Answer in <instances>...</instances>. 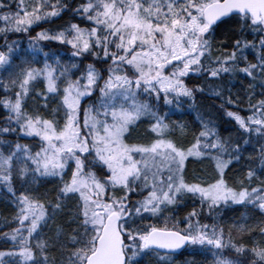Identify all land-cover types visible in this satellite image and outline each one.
Wrapping results in <instances>:
<instances>
[{"label":"snow or ice","instance_id":"obj_1","mask_svg":"<svg viewBox=\"0 0 264 264\" xmlns=\"http://www.w3.org/2000/svg\"><path fill=\"white\" fill-rule=\"evenodd\" d=\"M70 7L61 0H0V34L5 37L0 67H11L18 55L19 43L8 41V34L28 33L36 23ZM72 12L85 25L71 20L58 30L41 28L27 37V49L33 57L43 53L42 63L26 58L10 78L0 75V88L9 93L0 97L7 112L0 124V188L10 194L15 206L11 222L16 225L0 233V238L11 241L0 248V264H140L147 253H154L158 261L171 259L186 244L211 249L212 264H241L224 254L229 247L239 253L250 251L252 259L246 264H264V240L253 241L249 249L231 233L225 235L222 225L202 224L199 219L205 204L212 212L229 200L264 213V176L253 184L254 167L233 185L225 179L226 168L239 161L253 134L259 138L258 158L264 169V94L253 102V93H247V116L227 111L238 125L235 137H221L211 120L201 118L187 147L186 127L181 125V139L169 135L173 125L159 112L161 97L163 106L179 108L181 97H192L194 89L205 90L203 82L188 86L190 74L205 76L207 87L220 99L240 106L231 89L225 98L214 81L237 73L264 80V0H79ZM231 16L238 17L240 34L230 51L217 46L214 53L215 29ZM43 40L70 45L69 61L47 51ZM249 48L256 52L254 62L244 55ZM89 53L98 58L96 63L108 60L106 76L91 61L75 75L74 58ZM41 79L44 86L35 93L43 99L30 111L24 107L26 97ZM97 88L100 95L95 103L83 106L81 120L82 98ZM141 89L144 100L138 98ZM49 94L59 95V101L51 112L41 113L38 109H47ZM141 117L150 118L148 129L156 138L127 142L126 134ZM13 133L15 141L4 138ZM19 134L38 136L40 147L32 152ZM193 155H209L215 161L210 182L186 181V158ZM41 176L58 179L53 197L29 190L28 185ZM14 177L20 180L19 188ZM185 193L199 196V208L184 213L186 223L169 224L168 216L160 223L165 208ZM68 198L75 204L58 224L56 241L40 238L33 246L34 233L65 209ZM260 234L264 236V227ZM56 246L59 259L55 254L50 258L49 248Z\"/></svg>","mask_w":264,"mask_h":264},{"label":"trees","instance_id":"obj_2","mask_svg":"<svg viewBox=\"0 0 264 264\" xmlns=\"http://www.w3.org/2000/svg\"><path fill=\"white\" fill-rule=\"evenodd\" d=\"M62 3H69L71 7L64 11L57 17L50 18L45 22H38L30 28L28 33L24 32H13L8 34L7 40H16L19 43V50L16 59L13 60V64L9 68H2L0 70V75H5L9 77L10 72L16 70V65L24 61L26 58L39 59L43 62V53H40L38 57H33L30 54V50L27 49L28 40L27 37L34 35L38 29H47L51 27L53 30H58L59 27L65 26L69 21L75 20L81 25H85V21L81 19L78 15L72 12V8L76 6L79 0H61ZM12 8H15V3H12ZM238 17L231 16L225 19L215 29V35L213 37V52H216L217 46L221 49L231 50L232 41L237 38L239 33V27L236 23ZM90 26V25H88ZM250 33V30H249ZM249 33H244L247 35L248 39H252V35ZM258 39V37H257ZM5 37L0 34V44L4 43ZM41 43L45 46L46 50L55 53L56 56L60 57L61 61H69L72 56V48L70 45L61 43L56 40H43ZM244 55L247 56L248 61L255 60L256 52L254 49H247ZM98 58H94L91 54H87L83 59L77 57L74 58V62L77 66V71L75 75L79 74V68L88 62L96 64L98 70H102V75L106 76V69L108 67V60H104L103 63H96ZM240 63H244L243 56H241ZM189 87H193L201 82L205 85L204 91H199L194 89V95L192 97H181V106L176 107L175 104L163 106L164 101L161 97L159 112L161 115H165L167 121L172 125V132L176 134L177 139H181V125H184L187 129V138L183 139V144L187 147V143L192 139V131H198L201 126V118L204 120H211L213 125L217 128L218 134L221 137H235L237 133L238 125L234 118L227 115L229 109L233 111H241L242 115L247 116L248 111L245 105L248 101L247 93L251 92L252 100L259 99L262 94H264V80L261 77H257L255 80L248 77L244 73H237L234 76L225 75L222 80L214 81V83L219 84L223 90V95L226 98L229 95V89H231V94L233 97H239V107L236 105L225 102V100L220 99V97L215 93V91L207 87L209 81L205 76L190 74L185 81ZM60 83H64L61 80ZM253 85L252 87H249ZM43 85L38 82L33 86L31 93L26 97L24 107L28 110H33L37 105L41 103L42 97L37 96L35 93V88H42ZM13 93L15 89L11 90ZM139 95L140 100L146 99V95L143 94V90H140ZM99 91L96 90L93 94H88L87 99H82V107L80 112V118L83 119V106H87L96 102ZM9 95L5 92L3 88H0V97ZM62 95V92H60ZM59 95L52 94L48 97V107H40L38 110L41 113L47 114L51 112V109L59 101ZM152 103L155 104L153 99ZM7 116V112L4 110L3 105L0 104V124L3 123L4 118ZM150 123V118L141 117L138 123H135L130 128V132L126 134L127 142L130 143H144L147 140L156 138L155 133H151L148 129V124ZM5 139H17V134L13 133L11 136H5ZM19 140L22 144H29L31 146V151L35 152L40 147V138L38 136H27L25 134H19ZM259 138L253 134L252 139L243 148V152L240 155L239 161L232 162L225 171V179L230 185L233 182H238L239 178L242 177L248 167H254L257 171V176L253 178L252 183H259V177L264 176V169L261 168L259 155ZM3 147V146H0ZM235 156V153H233ZM227 159V156H225ZM215 168V161L212 160L211 156H188L186 158L185 168L183 175L188 182H210L209 177L213 175V170ZM71 172L68 169V175ZM14 185L19 188L20 180L18 177H14ZM58 179H53L51 177H38L35 181H32L28 185L29 190L34 193L44 194L47 193L49 197L55 195L56 187L58 185ZM119 194V192H117ZM75 204V200L68 198L66 202L65 209L62 212L57 213L56 216L50 217L47 222L43 223L42 227L34 233L32 239L39 233L42 232L43 238L49 239L50 241H56L57 239V226L62 219H66V213L70 210L71 206ZM200 206L199 196H193L191 193L185 194L180 200L174 204L169 205L165 208V215L159 217V222L163 223L165 216H168L169 224L176 220H185L184 213L189 211L192 207ZM15 215V206L12 204L10 199V194L6 189L0 188V233H3L6 228H12L16 225L11 222V218ZM148 219H152L151 216ZM195 219V217L193 218ZM200 222L207 223L209 225L216 224L218 226L222 225L225 235L231 233V235L241 243L246 244L249 249L252 246V242H259L264 240V236L260 234V228L264 227V213H262L258 208L253 205L245 204L243 202H232L229 200L227 203L221 202L220 205L215 206L214 211H208V205H204L203 209L200 210L199 214ZM153 222H156L155 220ZM186 223V220H185ZM183 226V225H181ZM243 226V228H241ZM67 227V225H64ZM63 239V235L59 237ZM11 244L10 240L7 238H0V248L7 247ZM55 254L56 258L59 259L58 246L49 248V257ZM224 254L241 261V264H246L248 260L252 259L251 252L239 253L234 248L229 247L224 250ZM42 259V258H41ZM214 259L211 249L207 247H202L199 244H189L187 247L178 255H172L171 259L158 261L154 253H147L141 260L140 264H212Z\"/></svg>","mask_w":264,"mask_h":264},{"label":"rangeland","instance_id":"obj_3","mask_svg":"<svg viewBox=\"0 0 264 264\" xmlns=\"http://www.w3.org/2000/svg\"><path fill=\"white\" fill-rule=\"evenodd\" d=\"M72 50V49H71ZM0 70H2V67H0ZM3 71V70H2ZM5 76V75H4ZM42 85H43V80L41 79L40 81H39ZM61 82V80L59 81V84H60V88H61V92H62V88H63V84L62 83H60ZM44 86V85H43ZM96 90H98V88L96 89ZM95 90V91H96ZM99 91V90H98ZM63 94V93H62ZM100 94H98V96H99ZM52 96V94H49V97H51ZM98 98V97H97ZM83 99V98H82ZM51 111H52V109H51ZM185 194H189V193H185ZM185 194L183 195V196H185ZM40 238H43V235H42V232L41 231H39V233L34 237V239H32V245L33 246H35L36 245V242H37V240L38 239H40ZM211 260H213V259H211Z\"/></svg>","mask_w":264,"mask_h":264},{"label":"water","instance_id":"obj_4","mask_svg":"<svg viewBox=\"0 0 264 264\" xmlns=\"http://www.w3.org/2000/svg\"><path fill=\"white\" fill-rule=\"evenodd\" d=\"M187 245H188V244H186V245H182L181 248L175 250L172 254H179V253H181L182 250H183Z\"/></svg>","mask_w":264,"mask_h":264}]
</instances>
